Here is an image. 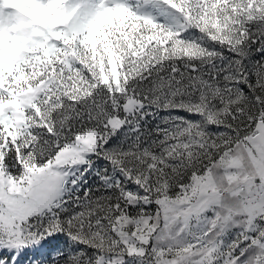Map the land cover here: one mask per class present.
<instances>
[{"label": "snow or ice", "instance_id": "snow-or-ice-1", "mask_svg": "<svg viewBox=\"0 0 264 264\" xmlns=\"http://www.w3.org/2000/svg\"><path fill=\"white\" fill-rule=\"evenodd\" d=\"M0 264H264V0H0Z\"/></svg>", "mask_w": 264, "mask_h": 264}]
</instances>
